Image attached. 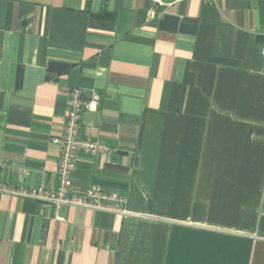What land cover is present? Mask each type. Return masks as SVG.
<instances>
[{
    "label": "crops",
    "instance_id": "1",
    "mask_svg": "<svg viewBox=\"0 0 264 264\" xmlns=\"http://www.w3.org/2000/svg\"><path fill=\"white\" fill-rule=\"evenodd\" d=\"M263 44L264 0H0V159L29 170L1 177L60 186L81 86V134L112 151L79 154L73 191L127 198L0 192V264H264Z\"/></svg>",
    "mask_w": 264,
    "mask_h": 264
},
{
    "label": "built area",
    "instance_id": "2",
    "mask_svg": "<svg viewBox=\"0 0 264 264\" xmlns=\"http://www.w3.org/2000/svg\"><path fill=\"white\" fill-rule=\"evenodd\" d=\"M262 55L264 57V44L262 45ZM84 92L81 86H74L69 90V107L63 116V132L54 138L60 147V156L55 167V172L61 178L60 186L52 189L42 182L34 187L10 183L1 177L3 168L8 167L16 171L19 179L25 178L29 174V170L25 167H14L0 159V192L33 198L54 205L57 209L68 204L112 213H126L127 198L120 191H108L99 187H88L80 192L73 191V172L77 167L79 154L81 152L112 151V147L104 141L95 139L91 135L83 136L81 134L85 103ZM99 99V94L94 93L92 102L96 103ZM93 129L94 127L90 126V130Z\"/></svg>",
    "mask_w": 264,
    "mask_h": 264
}]
</instances>
